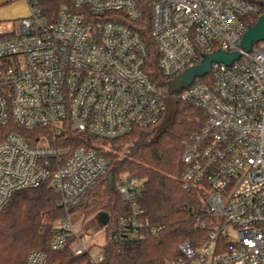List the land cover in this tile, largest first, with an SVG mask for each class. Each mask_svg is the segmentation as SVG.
Masks as SVG:
<instances>
[{"label":"built area","instance_id":"obj_1","mask_svg":"<svg viewBox=\"0 0 264 264\" xmlns=\"http://www.w3.org/2000/svg\"><path fill=\"white\" fill-rule=\"evenodd\" d=\"M23 1L27 15L8 33L12 37L0 39V211L16 191L46 184L65 211L50 248L75 237L73 253L100 263L102 246L91 252L69 210L106 173L107 163L84 144H67V132L87 142L155 127L166 112L167 83L204 55L236 52L230 66L212 63L170 95L206 114L183 142L180 184L200 192L208 219L219 216L223 225L200 247L180 242L181 257L165 264H264V42L249 52L240 46L248 22L264 14V0ZM143 15L158 55L156 80L145 42L124 24ZM142 188L129 175L116 181L132 212L119 218L111 238L158 234L160 226L138 219ZM108 224L109 218L104 232ZM227 226L235 231L233 241L225 240ZM24 264H46L45 255L32 251Z\"/></svg>","mask_w":264,"mask_h":264},{"label":"trees","instance_id":"obj_2","mask_svg":"<svg viewBox=\"0 0 264 264\" xmlns=\"http://www.w3.org/2000/svg\"><path fill=\"white\" fill-rule=\"evenodd\" d=\"M258 17L250 20L248 27L254 26ZM124 24L145 42L149 74L156 80L158 55L150 36L148 15H143L136 23ZM10 37L12 34L0 35V39ZM176 104L173 123L158 139L154 137L163 120L155 127L134 129L113 140L89 139L84 142L80 136L67 132V144H84L107 163L106 173L69 210L73 214L76 210L88 209L96 205L101 196L106 197L102 211L109 216V224L105 229L102 261L98 264H165L181 257L177 248L180 242L188 241L191 247L197 248L208 240L212 228L207 225L205 198L196 190H183L180 184L184 171L181 161L183 142L203 126L206 114L179 101ZM107 144L114 152L102 151L100 147ZM123 149L125 152L120 157L119 152ZM124 174L142 181L143 188L136 200L142 211L138 219L145 225L160 226L156 236L141 240L111 238L119 218L132 212L131 205L115 190L116 181ZM109 175L113 177L112 187L108 183ZM57 200L58 195L46 184L16 191L11 196L0 211V264H24L32 251L42 252L46 264H93L87 253H73L71 245L75 237H70L59 250L50 248L56 231L53 225L65 217ZM89 227L96 228L95 221L85 224V228Z\"/></svg>","mask_w":264,"mask_h":264},{"label":"rangeland","instance_id":"obj_3","mask_svg":"<svg viewBox=\"0 0 264 264\" xmlns=\"http://www.w3.org/2000/svg\"><path fill=\"white\" fill-rule=\"evenodd\" d=\"M20 1L21 0H0V35L9 33L12 30L16 31V27L19 19L18 17L20 15L19 12L20 9L10 11L9 8ZM100 148L104 152L105 151H108L109 153L114 152L113 149H111V146L108 144L101 146ZM124 152L125 150L123 149L121 152H119V156L123 157ZM105 201H106V197L101 196L98 199L96 205H94L93 207H90L85 210L79 209L76 210L73 214H71V222L74 227V231L77 233V236L83 237V240L90 247V250L93 254L99 253L100 248L101 246H103L105 241V234H104L105 232L103 231L102 225H100L97 219L98 215L100 213H103L102 206L104 205ZM90 221H95L96 228H92V227L85 228V224L89 223ZM59 222L60 221L58 222L56 221L53 227L57 226ZM207 225L215 230L217 227L222 226L223 222L221 217L213 216L211 219L207 220ZM225 232H226L225 234L226 241H233L235 239V231L231 226L225 227ZM90 236L94 238V242L91 241ZM74 243L75 241L72 243L71 249L72 246L75 245ZM212 250L213 248L211 247L209 251L211 252Z\"/></svg>","mask_w":264,"mask_h":264},{"label":"water","instance_id":"obj_4","mask_svg":"<svg viewBox=\"0 0 264 264\" xmlns=\"http://www.w3.org/2000/svg\"><path fill=\"white\" fill-rule=\"evenodd\" d=\"M264 7V5H263ZM258 42H264V14L258 17L257 22L254 26L249 27L241 39V49L244 52H249L253 44ZM238 53H225L221 51H216L208 55H204L200 64L193 66L182 74H180L176 79L166 84L168 97L165 98L166 112L162 123L157 129V134L155 139H157L166 129L173 123L176 114V101L170 97L173 92H177L183 88L188 87L196 77H202L210 70V65L212 63H223L230 66L232 62L239 58ZM109 186L112 187L113 177L108 176ZM98 221L100 225H105L108 221V215L106 213H100L98 215Z\"/></svg>","mask_w":264,"mask_h":264},{"label":"crops","instance_id":"obj_5","mask_svg":"<svg viewBox=\"0 0 264 264\" xmlns=\"http://www.w3.org/2000/svg\"><path fill=\"white\" fill-rule=\"evenodd\" d=\"M17 9H20V10H19L20 15H19L18 18H21V17H24V16L27 15V7H26V5H25V3H24L23 0H21L20 2H18V3L15 4V5H12V6L9 8L10 11H14V10H17ZM16 29H17V27H16ZM12 31H14V30H12ZM14 32H15V31H14Z\"/></svg>","mask_w":264,"mask_h":264}]
</instances>
